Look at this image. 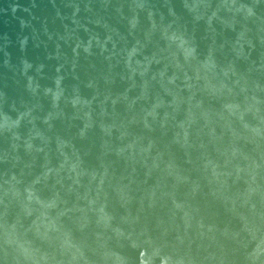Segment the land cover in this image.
<instances>
[{"label":"water","instance_id":"obj_1","mask_svg":"<svg viewBox=\"0 0 264 264\" xmlns=\"http://www.w3.org/2000/svg\"><path fill=\"white\" fill-rule=\"evenodd\" d=\"M0 264H264V0H0Z\"/></svg>","mask_w":264,"mask_h":264}]
</instances>
